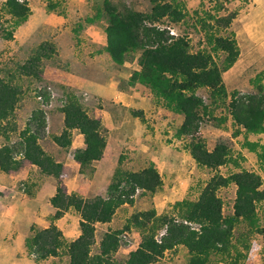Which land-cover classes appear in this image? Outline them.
I'll use <instances>...</instances> for the list:
<instances>
[{"label":"trees","instance_id":"1","mask_svg":"<svg viewBox=\"0 0 264 264\" xmlns=\"http://www.w3.org/2000/svg\"><path fill=\"white\" fill-rule=\"evenodd\" d=\"M150 1L156 4L154 12L144 15L130 9L121 10L113 5L111 0H104L102 6L96 7V15L88 17L87 22L95 24L104 21L107 36V46L104 50L117 66H123L130 54L138 50L144 51L139 62L140 70L132 73L127 80L128 86L141 84L161 94L167 107L173 113L184 117L175 136L177 138L196 136L202 126V115L204 116L208 110L204 100L197 95V91L208 88L212 90L213 98L226 97L227 90L222 73L235 64L239 49L235 40L210 34L208 41L211 50L193 52L187 39L176 38L169 30L155 25L156 21L166 16L174 23L184 20L186 13L182 4L176 0ZM6 6L9 14L16 20L17 26L28 21L31 10L27 0H7ZM222 18L223 28L228 29L233 17L230 15ZM206 22L203 20L204 28L208 27L213 32L215 28ZM8 36L13 35L10 33ZM220 54L225 57L221 67L215 60V56ZM43 56L35 60L39 63ZM17 93L11 86L4 84L3 80L0 81V128L8 131L4 132L5 134L10 131V121L8 124L5 121L14 114ZM38 93L43 96L45 102L51 101V93L46 88H41ZM67 100L68 105L61 109L65 115L67 130L61 136L54 137V141L61 148L69 149L71 139L68 130L79 129L85 137L86 149L75 151L74 158L81 165L82 173L92 175L95 171L93 162L102 158L106 147L102 123L80 107L79 99L77 100L74 94L68 93ZM231 109L233 120L238 126L243 127L247 134L264 133L263 92L258 95H235ZM134 115L139 116L137 113ZM46 129L44 111L40 108L35 109L26 125V131L21 133L18 141H11L10 137L5 135L7 144L0 148V169L6 173L19 170L23 160H27L37 166L44 175L60 177L63 165L48 155L40 143L45 137ZM245 145L250 151L255 152L258 148L264 151V145L247 140ZM189 153L199 166L211 169L230 161L229 152L225 148L222 150L217 148L210 152L204 143H197ZM18 156L23 159L18 160ZM257 156L262 157L259 153ZM125 172L127 171L122 167L116 170L112 179L119 181L110 185L106 198L101 196L88 201L78 194L68 195L61 192L51 199L53 206L58 208L55 219L61 218L70 208H74L81 215L82 234L68 247L69 264H152L164 257L167 251L178 246L189 249L188 264H212L229 260L228 264H237L243 255L236 251L235 255L238 258L235 261L232 254L236 249L235 225L243 221L250 226L248 235L243 237V241L239 240L243 242L244 249L248 248V236L252 232L260 230L264 233L257 215L258 205L264 204L262 179L255 173L242 170L229 177L217 174L212 177L198 199L176 202L178 218L159 215L154 209L131 215L130 222L125 228L106 232L99 251L93 253L97 223H110L121 206L125 204L133 206L138 191L143 192L141 196L148 195L147 192L155 195L163 187L161 177L151 168L129 172L128 175ZM232 183L238 189L235 212L233 215L225 216L224 203L217 191L220 187ZM162 229L165 233L158 240L157 232ZM131 230L140 233L142 238L140 246L125 260L118 261L115 255L123 245L122 235ZM62 239V232L52 225L48 229L36 232L28 239L27 247L37 260H44L59 255Z\"/></svg>","mask_w":264,"mask_h":264},{"label":"rangeland","instance_id":"2","mask_svg":"<svg viewBox=\"0 0 264 264\" xmlns=\"http://www.w3.org/2000/svg\"><path fill=\"white\" fill-rule=\"evenodd\" d=\"M46 1L48 4L51 3L50 5L52 6L57 5L54 2L55 0H27L31 14L28 21L17 26L16 20L12 18L7 9V1L0 0V81L3 80L4 84H8L18 92L14 114L9 120L5 121L7 124L10 121L9 133L5 134L4 132L8 131H3L0 128V146L7 142L4 138L5 135H8L11 141H18L21 133L26 131V125L31 113L33 110L40 108L44 111L47 122L45 137L41 140L42 147L47 153L55 155L58 153L57 150L59 148L53 143L52 137L57 131L60 132L63 117L61 109L68 105L65 97L69 92L58 85L42 80L43 70L48 66H57L62 70L68 69L70 65L66 62L70 59V55L74 53L75 55L71 59L75 60L78 57L80 64L84 65V67L91 69L99 68L104 72V80H113L117 86L120 85L121 88H126L128 86L127 80L131 77L132 73L140 70L139 62L143 57L144 51L138 50L130 54L128 61L121 67L117 66L107 53V55L98 57V59H92L94 57L92 52L96 53V51L102 50L84 33V30L89 29L91 26L85 16L90 11L91 5L93 4L94 6L95 0H84L86 3L81 0H68L64 2L65 5L61 4L58 9L53 7L49 9L48 6L47 8L44 5ZM176 1L182 4L186 18L178 23H174L169 16H166L156 21L155 25L172 30L176 38L184 37L187 39L193 52L211 50L212 47L208 41L210 34L236 41L237 48L239 49L238 59L230 68L231 70L229 69L222 73V80L227 90V96L223 98L216 96L213 98L212 90L208 88L199 89L197 95L204 100L208 107L207 113L204 116L202 115L203 120L199 134L177 138L175 135L183 123L184 117L173 113L167 107L161 94L150 90L144 85L136 84L135 86L128 87L129 91L136 93L137 98L141 101L139 109L134 110L139 115L137 119L134 117L133 110L122 109L123 107L112 102L104 103L105 106H101L100 104L102 103L94 98L86 100L83 92H70L77 97V100L79 99L80 107H83L82 109L86 113L89 112L90 115H94L95 108H102L104 110L110 108L114 112L116 120L126 117L125 121H130V116H132L133 122L137 123L136 126L139 130L137 144L133 145V149L127 150L131 152L127 156L132 158V160L126 161L125 167H123V170L127 171L125 172L127 175L129 173L128 169H137L138 161H144L149 158L148 154L150 152L157 159L156 163L152 164L153 170L159 173L160 177L167 173L166 176L161 178L163 186L165 185L167 191L161 193L162 191L159 190L157 195H150L147 192L148 195L146 196H141L140 194L143 192L138 191L137 195L139 197L135 199L133 206L127 205L126 210H124L125 208L119 209L118 214L111 223L98 228L97 241H101L106 231H118L125 228L130 222L131 215H135L140 211L154 209L159 215L178 218L176 208L173 209V205L177 202V199L182 194H184L182 198L184 197L185 199L186 197L188 199H198V196L210 183L212 177L217 174L229 177L234 173L246 170L259 175L264 185V151L262 148H258L255 152L250 151L245 145L246 140L251 143L264 145V133L257 135L247 134L244 128L238 126L233 120L231 109V103L235 95H258L261 92L264 93V0H239V4L236 3V5L234 3V6L230 4L231 0ZM87 2L90 3L87 4ZM111 2L121 10L130 9L144 15L152 14L156 6L150 0H111ZM84 4L86 5L82 7ZM73 5L77 6L75 7V11H67ZM47 9L48 14L56 13L55 15H57V12L61 11H67L70 14L68 18L66 17L68 19L67 24L62 31L56 33L52 29H44V11ZM230 15L233 17L231 25L228 29H224V21L221 18L229 17ZM219 17L221 18L217 19ZM203 20L207 21V25L215 28L213 30L214 33L208 27L204 28ZM219 21L221 22L219 23ZM57 23L50 22L52 26ZM10 33L13 36L9 37L8 34ZM75 39H78L80 43H76ZM71 44H75L76 46L73 50L71 49ZM69 45H71L70 48ZM63 46L69 49L63 51ZM42 55L44 56L38 63V60L35 59ZM215 60L221 67L225 61V57L223 54H220L219 56H215ZM73 68L72 66L71 70ZM41 88H46L51 95L55 96L54 98L52 97L51 103L43 105L37 100V92ZM61 96L64 97L62 98ZM61 103L63 107H61ZM49 125L50 130L48 129ZM197 143H204L206 149L210 152H214L217 148L221 150L225 148L229 152L228 159L230 161L214 169L199 166L193 157H191V154L189 155L188 153L191 152L192 147ZM258 153L262 156L261 158L257 156ZM170 157H172V165L169 163ZM109 173L110 170L102 168L96 175L92 176V179L88 176L79 178L76 181L80 186L77 194L83 196L88 201L96 200L97 197L101 196L106 198L110 185L119 181L118 179L113 180L108 175ZM17 175L19 174H13L15 178L11 179L0 176L1 186H6L4 192L0 191L2 204H4L3 201L6 205L9 201H13V203L16 201L22 202L24 195H27L25 190H27V187L32 186L30 184L31 179L37 181V184L40 180L38 178L39 172H36L24 185L22 182H17L18 180H16L21 179L23 174ZM69 176L71 179L76 178V174L72 171ZM183 180H186V182H183ZM188 184L192 190L190 192H182L179 195L181 187L186 188ZM70 185L67 179L65 186L70 189ZM124 185L125 183L123 182L122 186ZM13 186L15 188L12 189ZM32 187L35 188V186ZM21 189H24V191ZM237 191L238 189L234 183L222 186L217 191L218 196L224 203L223 213L225 216L233 215L235 212ZM18 193L20 194L18 195ZM154 197H156V200L153 199ZM23 199L27 200L26 198ZM26 202L24 206L29 207V202ZM257 215L260 219L261 227L264 228V204L258 205ZM77 216L74 213L71 218L72 221L76 222ZM31 219H26L27 221L25 220V222H30ZM69 224L71 223L68 222V219H65L61 225L70 226ZM249 229L250 226L243 221L235 225L234 244L236 245V249L232 253L234 254V259L236 261L238 258L235 255L237 251L243 255L238 259L237 264H264L263 232L256 230L248 236L247 249H244L243 242L239 241H243V237L248 235ZM38 231H35L34 234ZM164 233V229L157 232L158 240ZM122 239L123 241H127L124 238ZM138 239L140 240V237H137ZM128 240L135 243L134 238L131 236H129ZM176 249L167 251L164 259L159 258L155 262H158V264H188L189 249L185 246H178ZM59 250L58 256H50L44 260H37L35 256L30 257L28 254H26V258L33 264H69L68 245H63ZM178 250H181V252H175ZM98 251L99 247L95 244L93 253H97ZM117 253L115 258L118 261L125 260L128 257L127 253H123L122 251ZM178 254L179 257L177 258ZM35 261L38 262L35 263ZM4 262H6V259L1 258L0 264ZM228 263H230V260L212 264Z\"/></svg>","mask_w":264,"mask_h":264},{"label":"crops","instance_id":"3","mask_svg":"<svg viewBox=\"0 0 264 264\" xmlns=\"http://www.w3.org/2000/svg\"><path fill=\"white\" fill-rule=\"evenodd\" d=\"M67 1L68 0H55L54 2L57 5H53V6L50 5L51 3L48 4V2L46 1L44 5L46 7L48 6L49 9H52V7L55 9H58V7L61 4L65 5L64 2H67ZM81 1L86 3V1L84 0H81ZM103 1L104 0H95L94 6L93 4L91 5L90 11L85 16L86 19L88 17H93L94 15H96V7L102 6ZM89 3L90 2H87V4ZM234 3L239 4V0H231L230 4L234 6ZM85 5L86 4L82 5V7ZM75 7L77 6L73 5L67 11L71 10L72 12H74ZM47 11L48 9L44 11V19H43V24L45 26L44 29H47V30L52 29L56 33H58L59 31H62L63 28L66 27L67 20H68L67 18L70 16V14H68L67 11H61V12H57V15H55L56 13L48 14ZM50 22L51 23L58 22V23L52 26ZM104 26H105L104 21H100L95 24H91L89 29L87 28L84 30V33L90 37L91 41L94 42L95 45H98V47L102 49V50H98V52L95 50L96 53L92 52L94 54V57L92 59H98V57L107 55L104 50V48L107 46V36L105 33ZM75 42L80 43L78 39H75ZM75 44L73 45L71 44L72 47L71 45H69V48L71 47V49L73 50L76 47ZM69 48L66 46H63V51ZM73 55L75 54L72 53V55H70L69 57L70 59L66 62L68 63V65H70L68 69L62 70L61 68L57 66H53V67L48 66L43 70L42 80L47 81L50 84L53 83L54 85H58L60 86V88L65 89L69 93L75 92V91L83 92V94H85L86 100L87 99L89 100V98H94L95 100L102 103L100 104L101 106H105L104 103L112 102L120 107H123L122 109L126 108L128 111L130 110L134 111V110L139 109L141 101L139 100V98H137L136 93H133V91L132 92L129 91L128 89L129 86H127L126 88H121L120 85L117 86L116 83L113 82V80H107V79L104 80V72L102 70H100L99 68L91 69L88 67H84V65L80 64L78 57L75 60L71 59ZM72 66L74 68L71 70ZM69 90H73V91H69ZM61 97L63 98L64 96H61ZM65 99L67 100V96L65 97ZM61 107H63L62 104H61ZM134 113H137V112L134 111L133 114ZM62 114H63V117L61 121L62 122L61 129H60V132L57 131L56 134L53 135L52 137L53 141H54V137L61 136L62 133L65 130H67L66 125H65V115L64 113ZM93 114L94 115H90V114L89 115L101 121L102 128L104 131L103 135L106 139V147H105L102 158L100 160H96L93 162V168L95 169L94 174L88 175V174L82 173L81 165L74 158L75 151L86 149L85 137L79 129L68 130L70 139H71V146L69 149L61 148L54 141L53 143L57 145L59 148V150H57L58 153L53 155L51 153L49 154L46 152L56 162L61 163L63 165V169L60 174V177H56L54 175H44L43 173H41L40 169L37 166H35L34 164L30 163L27 160H23L24 162L22 164V167L19 170H14V171H10L6 173L0 169V176L10 178V179L15 178L13 174H19V175L23 174V177H21V179H16V180H18L17 182H22L24 185L26 184V182H28V180L36 172L37 173L39 172L38 178L40 179L38 184H37V181H34L31 179L30 184L32 186H35V188L32 186H29L27 187V190H25L27 195H24L23 198L27 199L26 201L29 202L28 203L29 207L24 206V204H26L27 202L23 198H22V202L16 201L15 203H13V201L11 202L9 201V203L6 205L5 202L3 201L4 204H2V199L0 196V205H1L0 206V260L1 258L6 259V262H4L3 264H28V263L33 264L30 260L26 258V254L30 255V257H33L32 252L27 247V240L35 235L34 234L35 231L37 230L41 231V230L48 229L52 225H55L63 234L62 246L66 244L69 247L82 234V231L80 229L81 215L74 208H70L64 213V215L61 218L55 219V215L58 211V208L53 206L51 199L61 192H65L68 195H71L73 193L77 194L78 188L80 186L78 183H76V181H78L79 178H83L85 176H88L89 178L92 179V176L96 175V173L102 170V168L110 170V173L108 175L113 178L114 173L119 167H122V168L125 167V162L128 160H132V158H129V156H127L128 153H131V152H128L127 150L133 149L132 147L134 144H137L136 142L138 141L137 136L139 135V130H138V127L136 126L137 123L133 122L132 116H130L131 117L130 121H125L126 117L123 119L119 118L118 120H116V116L114 112L110 110V108H108L107 110H104L102 108L101 109L95 108ZM31 115H30V118H31ZM134 117H136L137 119V116L134 115ZM48 129L50 130V125ZM40 143L42 145L41 141ZM6 144L7 142L1 145L0 148L5 146ZM152 148L154 147L152 146ZM156 150H157V147H156ZM148 156L149 158H147L146 160L138 161L137 169H128L129 172H138L145 168L153 169L152 164L156 163L157 159L154 156H152L151 152L150 154H148ZM171 158L172 157L169 158V161H170L169 163L172 165ZM17 159L21 160L23 158H20V156H18ZM71 171L74 174H76L75 179L70 178L69 175L71 174ZM157 174L159 175V173ZM166 175L167 173H165V175H162V177ZM45 176L47 177L46 179H45ZM67 179H68L69 184H71L70 189L65 186V181ZM183 182H186V180H183ZM1 185L2 184H0V191L4 192V189H6V186L4 187ZM13 188H15V186H13L12 189ZM162 189L164 190H160L162 191L161 193H163L164 191H167V189H165V185L162 187ZM21 190L24 191V189H21ZM191 190L192 189L190 188L188 184L186 188L181 187V192L179 193V195H181L182 192L183 193L187 191L190 192ZM19 194L20 193H18V195ZM18 195L16 194V196ZM183 195L184 194H182V196ZM182 196L177 199V202L185 199L184 197L182 198ZM137 197L139 196L136 195L134 199H136ZM153 199L156 200V197H154ZM186 199L188 198L186 197ZM127 205L128 204H125L121 206L119 209L125 208L124 210H126ZM174 205H173V209L175 208ZM118 210L116 211L115 216L118 214L119 212ZM74 213L78 215L77 216L78 219L76 222L72 221L71 219ZM26 219L27 220L31 219V221L25 222ZM65 219H68V222L71 223L69 224L70 226L61 225ZM107 224L109 223H97L95 225L96 227V243L95 244L98 245L99 248H100L101 241L100 240L97 241L98 228L100 226H105ZM110 231H115V230H109L108 232ZM124 236L127 237V239H125L127 241L123 242V245L119 249L118 253L122 251L123 253H127V256H128L132 251L137 250L138 247L140 246L141 235L138 231L131 230L129 232L128 231L124 232L122 237L124 238ZM129 236L134 238L135 243H133V241L131 242V240H128ZM136 236L140 237V240L138 239L139 241L137 240ZM26 249H27V253H26ZM59 252L60 250L58 251V253ZM175 252H181V250H178ZM166 255H167V252L165 253L164 257ZM164 257H162V259H164ZM178 257H179V254L177 255V258ZM37 262L35 261V263ZM152 264H158V262H154Z\"/></svg>","mask_w":264,"mask_h":264},{"label":"built area","instance_id":"4","mask_svg":"<svg viewBox=\"0 0 264 264\" xmlns=\"http://www.w3.org/2000/svg\"><path fill=\"white\" fill-rule=\"evenodd\" d=\"M5 1H7V0H5ZM168 30L170 31V34L172 36H175V33L172 30H170V29H168ZM39 90H41V89H39ZM49 90H51V89H49ZM38 92H37V100L43 105L48 104L47 102H45L43 96L40 93H38ZM52 97L54 98V95H51V99H53ZM62 106H63V104H62ZM124 239H127V237L124 236Z\"/></svg>","mask_w":264,"mask_h":264},{"label":"clouds","instance_id":"5","mask_svg":"<svg viewBox=\"0 0 264 264\" xmlns=\"http://www.w3.org/2000/svg\"><path fill=\"white\" fill-rule=\"evenodd\" d=\"M34 256V255H33Z\"/></svg>","mask_w":264,"mask_h":264}]
</instances>
